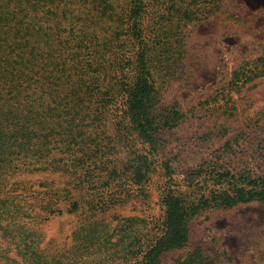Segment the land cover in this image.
Listing matches in <instances>:
<instances>
[{
    "label": "rangeland",
    "instance_id": "1",
    "mask_svg": "<svg viewBox=\"0 0 264 264\" xmlns=\"http://www.w3.org/2000/svg\"><path fill=\"white\" fill-rule=\"evenodd\" d=\"M50 1L46 79L0 110V264H140L167 195L186 207L212 172L264 176V0H144L152 143L103 103L136 79L132 0ZM158 262L264 264V203L204 207Z\"/></svg>",
    "mask_w": 264,
    "mask_h": 264
},
{
    "label": "trees",
    "instance_id": "2",
    "mask_svg": "<svg viewBox=\"0 0 264 264\" xmlns=\"http://www.w3.org/2000/svg\"><path fill=\"white\" fill-rule=\"evenodd\" d=\"M107 2L108 0H101V5L107 6ZM47 3H53V1L0 0V110L8 105V100L12 101L23 94V86L26 87L33 77L40 75V80L46 79L43 72L46 71L47 59L42 56L46 53V41L52 42V35L46 36V15H49L48 20L52 28L61 25L58 14L54 10L58 6L55 5L54 9L47 10L46 14ZM144 8V0L131 1L130 23L126 29L138 46L135 62L131 60L133 66L128 67L137 70L136 79H129L131 83L128 84L127 76L123 75L119 85L115 87L112 94L105 96L103 103L114 107L119 100L127 121L140 132L146 142L152 143L153 138L149 134L151 126L149 98L153 86L147 73V58L144 52L142 17ZM113 35L114 33L112 38ZM121 46L123 54L127 53L132 57V50L126 45L119 47ZM76 64L84 66L81 63ZM119 66L122 67L121 64ZM57 69L61 71L60 68ZM66 75L68 80H71V76ZM61 83L69 84L66 80ZM93 90L90 88V91ZM62 93L65 99L75 95L74 90L68 89L62 90ZM210 176L212 188H208L207 195L203 194L197 202L192 201L193 203L189 206L184 207L180 198L170 194L162 199L164 213L157 232L142 237L139 248H136L138 250L136 254L141 259L140 264H159L158 260L165 255L166 251L174 248L185 249L188 244L190 221L204 207L232 208L241 204L264 203V176L243 177L221 171L212 172Z\"/></svg>",
    "mask_w": 264,
    "mask_h": 264
}]
</instances>
